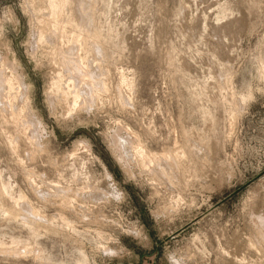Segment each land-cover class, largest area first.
Returning a JSON list of instances; mask_svg holds the SVG:
<instances>
[{
	"label": "rangeland",
	"instance_id": "1",
	"mask_svg": "<svg viewBox=\"0 0 264 264\" xmlns=\"http://www.w3.org/2000/svg\"><path fill=\"white\" fill-rule=\"evenodd\" d=\"M75 1L68 87L47 0H0V264H264V0Z\"/></svg>",
	"mask_w": 264,
	"mask_h": 264
},
{
	"label": "bare ground",
	"instance_id": "2",
	"mask_svg": "<svg viewBox=\"0 0 264 264\" xmlns=\"http://www.w3.org/2000/svg\"><path fill=\"white\" fill-rule=\"evenodd\" d=\"M74 1L75 0H47V9L49 10V13L50 15H52V17L54 18V22L55 23V28L56 30H54V32L50 33V35L53 37V39L56 40V43L58 42L60 46L59 48V51H60V55L62 56V61L61 62H64L65 64H69L70 68H73L72 71H75L76 74H74V76H71L70 77V81L68 83V87L70 86L71 87V84H73V80L71 79H81V81H85L86 78L88 76H90V73H89V70H88V67H79L77 66L76 64L78 63V59L74 58L72 61L70 60L71 58H69L68 54H70L71 51H74V50H77V48H81L83 45H88L87 46V49L88 51L90 52H95V49H96V44H97V30L96 29H92L89 25H87L85 22H86V19H89L91 18L92 22H93V15L94 14H91L90 12L88 13H85L84 11H78V14L76 13H72V15L70 17H67L68 15H66V12L67 10L69 9L70 11L73 9V4H74ZM99 1V0H98ZM83 2V1H82ZM89 2V1H88ZM76 3V1H75ZM41 4V3H40ZM89 4V3H88ZM37 5V4H36ZM94 5V4H93ZM90 8V7H89ZM68 10V11H69ZM76 10V9H75ZM82 10V9H81ZM74 11V10H73ZM77 12V11H76ZM71 13V12H70ZM95 21V20H94ZM95 24V22H94ZM47 26V25H46ZM54 26V25H53ZM52 26V27H53ZM67 26H72L73 28H78V29H81L79 31H74L75 33H73V36L71 38V41H70V44L69 46L67 47V49H63V37H65V34H66V28ZM94 26V25H93ZM71 27V29H72ZM42 28V27H41ZM96 28V27H95ZM49 29V28H48ZM47 29V30H48ZM69 29V28H68ZM77 29V30H78ZM46 30V31H47ZM46 31H39L38 30V39L42 42V40L44 41L47 36L45 34ZM51 31V30H50ZM47 33V32H46ZM48 33V34H49ZM84 34V38L85 39H82L81 36H83L82 34ZM72 34V33H71ZM49 35V38L51 39V36ZM47 38V39H49ZM46 39V40H47ZM85 40V41H84ZM92 40L93 41V46L88 42ZM50 41V40H49ZM47 41V42H49ZM61 43H60V42ZM65 42V41H64ZM45 43V42H44ZM98 45V44H97ZM51 46V45H50ZM93 47V48H92ZM78 54V53H77ZM78 57H81L80 55H78ZM59 61V60H58ZM71 62L75 63L74 64H71ZM12 64V63H11ZM14 65V64H13ZM74 67H77L76 69H74ZM15 68V66H14ZM61 69V68H60ZM63 70V69H62ZM62 72V71H60ZM59 72V73H60ZM2 74V73H1ZM63 77V75H61ZM65 77V76H64ZM8 78V77H7ZM22 78V77H21ZM61 78V77H60ZM58 78V79H55V82H54V86L55 88H57L58 92L59 91H63V85L61 83V79ZM19 76H14L13 78H8V85L10 86L9 89L11 90V87L14 86V84L16 83H20L19 80ZM6 80V79H5ZM5 80L3 79H0V90L3 88V86H7V84L4 85V82ZM16 82V83H15ZM20 85V84H19ZM96 87L95 83H93V86L91 85V87L89 85H86V89L85 90H94V88ZM13 88V87H12ZM92 88V89H91ZM4 91V90H2ZM61 91V92H62ZM82 91V89H81ZM9 92V91H8ZM61 92H60V95H61ZM65 92V91H64ZM67 93V92H66ZM65 94V93H64ZM66 95V94H65ZM64 95V96H65ZM80 96H81V92L80 90L79 91H75V102H74V106L75 105H78V101L80 100ZM66 97V96H65ZM28 106V105H27ZM27 108V107H26ZM25 110V109H24ZM20 112V111H19ZM30 117V116H28ZM27 125V124H26ZM121 129H117V136L119 135ZM116 136V137H117ZM12 141V140H11ZM133 143H135V152L141 157L142 159V162H143V165H149L151 164L154 159H156V156L152 155L151 153L147 152V151H144L142 150L141 148V144L137 141H132ZM164 164L165 165H172V161H169L167 159L164 160ZM158 170L160 171V173L163 172V168L162 166H158ZM165 173V172H164ZM19 200V199H18ZM17 200V201H18ZM24 206V205H23ZM24 208V207H23ZM27 209V206L25 205V210ZM33 221V220H32Z\"/></svg>",
	"mask_w": 264,
	"mask_h": 264
}]
</instances>
